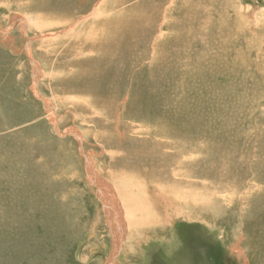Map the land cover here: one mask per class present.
<instances>
[{
    "label": "rangeland",
    "instance_id": "obj_1",
    "mask_svg": "<svg viewBox=\"0 0 264 264\" xmlns=\"http://www.w3.org/2000/svg\"><path fill=\"white\" fill-rule=\"evenodd\" d=\"M77 1L0 0V264H174L192 237L218 243L228 264H264V0H112L113 29L129 8L130 64L112 99L72 88L84 26L36 33ZM31 59L44 73L36 92ZM114 126L169 154L123 182L115 225L71 134L99 156L95 140L114 143Z\"/></svg>",
    "mask_w": 264,
    "mask_h": 264
},
{
    "label": "bare ground",
    "instance_id": "obj_2",
    "mask_svg": "<svg viewBox=\"0 0 264 264\" xmlns=\"http://www.w3.org/2000/svg\"><path fill=\"white\" fill-rule=\"evenodd\" d=\"M87 4L88 6L91 4V6L87 7ZM111 4L112 0H78L76 4L77 7L73 6L68 8L70 11H75H69V13L64 14L66 15V17H63L65 20L61 19L58 22L51 23L52 27H58L60 24L59 32L42 35V31L49 28L51 24H45L40 27L35 26V28L38 27V32L36 33L40 34V40L50 39L55 36L58 37L73 31L75 27H78L79 25L84 26V33H77L76 36L78 41L83 40L81 45H78L77 43V49H80V53L85 52V55L81 54L79 62L74 64V69L77 71V74L73 80L72 88L82 87L83 90L93 98H98L99 96L102 97L103 95H107L110 99L114 98V94L118 93L120 89L126 85L127 72L130 68V64L128 65L126 61L128 57L127 49L129 47V43L126 41H120L119 39L121 35H125L127 32L126 29H121L120 27L128 24L125 13L129 11V8L125 4L123 6L122 4L119 6V8L116 10V26L113 29L111 8H108V13L103 14L105 8ZM172 5L173 3H170L169 6ZM60 8L57 7L53 11H56ZM20 25L24 28L26 27V22H21ZM87 40H89L90 44L85 43ZM63 42L61 43L63 44ZM62 47L64 49H68L67 46ZM32 63L35 71V83L33 90L36 92L38 80H42L41 77L44 73L37 63L35 65L33 60ZM81 67H83V69L80 71ZM117 80H119V83L114 85ZM43 102L46 105V108L49 110L48 114L50 116L49 118L51 123H53L52 125L56 127L57 121L54 113L52 112L54 109L53 106L49 105V103L44 99ZM118 125L120 124L118 123ZM121 128L122 127L116 128L114 126V130L118 133L114 143V140L107 141L101 137V141L95 140L99 143V147L101 149V154L99 156L96 154L89 155L88 153L87 155L86 153H82L83 148L81 145L83 142V137L79 133H71L72 136L76 138V141L80 146L79 154L82 157L81 159L84 160L83 175L86 179L84 183L89 187V189H92L94 196L102 202V210L108 212L107 218L114 225L116 224L117 219H119L121 213H126V210L122 205L125 204L124 198L130 196V194L126 193L124 190H119L122 189L123 182L125 180H129L130 178H138V176H141L139 174L141 166L149 164L160 167V165L162 166L164 163L169 161V154L167 151H163V148L158 143H154L150 137H146L143 142L142 138L144 136L142 137L134 135L135 133L139 132V130L134 131L131 134H127L126 136H122L119 134ZM57 132L59 133L58 130ZM65 133H68V131H65ZM113 146H115V148H113ZM150 146L152 147L150 148ZM99 160L102 161V164L103 162L107 161L109 167L106 166L104 168H99ZM72 163L75 165V162ZM63 167L60 169V173H58L59 175H62ZM73 167L74 166H72V168ZM110 167H112V169ZM68 171V176L73 178L74 181L80 177V174L76 169L73 168V170L69 169ZM99 172H102L107 180H103V178L100 179L98 175ZM148 176L149 174H146L144 176L142 175L141 177L146 178ZM113 182L115 184L114 186ZM79 198L81 199V197ZM119 199H121V202H119ZM118 238L119 236L115 237V240Z\"/></svg>",
    "mask_w": 264,
    "mask_h": 264
},
{
    "label": "flooded vegetation",
    "instance_id": "obj_3",
    "mask_svg": "<svg viewBox=\"0 0 264 264\" xmlns=\"http://www.w3.org/2000/svg\"><path fill=\"white\" fill-rule=\"evenodd\" d=\"M196 237L188 238L184 246L176 250L174 264H228V258L218 243L202 244L193 242ZM174 253V252H173Z\"/></svg>",
    "mask_w": 264,
    "mask_h": 264
}]
</instances>
